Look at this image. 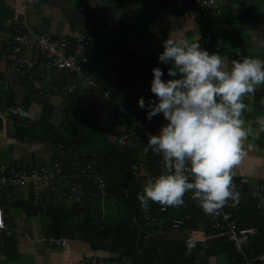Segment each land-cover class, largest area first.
Masks as SVG:
<instances>
[{
	"label": "crops",
	"instance_id": "obj_1",
	"mask_svg": "<svg viewBox=\"0 0 264 264\" xmlns=\"http://www.w3.org/2000/svg\"><path fill=\"white\" fill-rule=\"evenodd\" d=\"M23 12L28 23L42 34L63 36L69 40L83 36L89 40L90 53L100 58L120 53L130 64L126 71L136 66L139 58L155 67H170V62L164 64L157 59L163 50V41L168 38L196 42L209 52H218L224 57L226 65L243 56L264 59V0H225L209 11L173 10L168 0H34L30 6H25L23 0H0V95L4 101L0 103V164L41 165L59 158L67 176L75 170L66 158L56 154L52 146H46L45 141L38 138L35 142H29L32 139L29 134L41 138L48 135L49 131L44 126L26 124L25 131L20 132V136H25L22 140L17 139L19 132L12 129L14 116L19 120L26 117L34 124L41 119H56L59 122L70 103L65 93L56 94L53 91L54 81L40 78V64L28 77H20L14 71V58L8 47ZM206 35L214 36L213 40L210 39L209 43V40L203 41ZM145 73L137 71L134 77L139 80L140 74ZM59 82L63 83L64 80L60 78ZM76 84L77 96L72 103L87 105L102 125L109 126L113 109L97 93L88 89L83 81L77 80ZM243 99L247 105L242 113L243 126L250 131L243 141L247 155L232 169L233 179L245 176L253 183H260L264 182V128L254 121L264 115V85L257 86L254 93ZM7 101L14 103V111ZM25 101L29 104L24 116L21 112ZM155 117L150 121L157 122ZM144 118L148 120L146 115ZM154 166L156 164L151 163L150 169ZM149 177L146 168L139 183L141 189ZM63 181L68 184L70 178ZM76 181L80 193L88 199L91 183L80 179ZM20 191L21 197L13 193L5 194L4 190L0 192V199L6 198L8 202L0 207L11 231V235L0 231V264H82L83 259L90 256L101 259L105 264H121L118 258L106 251L92 250L83 240H69L64 248L48 247L36 241L45 236L47 219L42 215L26 217L22 210L11 204L17 199L27 200L28 190ZM246 197L250 208L238 213L236 219L242 227L257 229L253 248L262 250L264 212L261 210L264 207H257L259 199L250 192L246 193ZM196 207L186 216L192 215L187 219L188 222L193 220L192 225H187L182 233L174 232L168 226L170 222H167L164 228H154L151 237L175 243H186L191 239L202 249L199 252L202 263L204 260V264H233L231 246L221 235L204 230L202 222H199L202 215ZM197 217L199 223L194 225ZM163 221L159 223L163 224ZM187 256L193 260L190 255Z\"/></svg>",
	"mask_w": 264,
	"mask_h": 264
},
{
	"label": "clouds",
	"instance_id": "obj_2",
	"mask_svg": "<svg viewBox=\"0 0 264 264\" xmlns=\"http://www.w3.org/2000/svg\"><path fill=\"white\" fill-rule=\"evenodd\" d=\"M158 61L171 64L165 70L152 68L147 102L138 106L146 118L157 114L166 120L158 133H148L143 152L150 150L162 158L159 174L148 180L136 198L147 210L152 202L167 207L184 204L191 192L205 213H214L227 201L238 202L241 193L233 182L234 166L247 155L243 141L250 129L244 127L242 113L246 95L264 85V59L243 56L225 64L218 52H209L196 42L166 39ZM264 128V115L254 121ZM264 207V195L255 194ZM195 241H186L190 255Z\"/></svg>",
	"mask_w": 264,
	"mask_h": 264
},
{
	"label": "trees",
	"instance_id": "obj_3",
	"mask_svg": "<svg viewBox=\"0 0 264 264\" xmlns=\"http://www.w3.org/2000/svg\"><path fill=\"white\" fill-rule=\"evenodd\" d=\"M213 38L214 36L210 37L211 40ZM204 39L205 36L203 37V41ZM210 39L207 43L211 42ZM123 60L127 68L130 64L125 56H123ZM154 67V64L139 58L137 65L133 66L127 72L131 78L134 77L137 71L139 73L147 72L146 74L151 77V70ZM166 71L163 77L165 79L168 78ZM62 80H64L63 83L68 81L65 78H62ZM76 96L77 94L68 96L70 102L69 109L60 117L59 122H56V119L54 121L41 119L34 124L27 121L26 117L19 120L17 116H14L12 129L16 133L19 132L17 139L22 140L25 136H20V132L25 131L26 124L44 126L49 131L48 135H41V138L38 135L29 134V136L32 135V139H29V142H35L38 138L48 142L55 149L59 157L66 158V161L75 167L74 172L68 175L70 184L78 186L76 180L80 179L87 180L92 185L90 178H75L73 175L77 173L79 167L85 164H93L92 167L94 170L107 181L108 189L105 200L101 202L92 185L96 201L90 196L88 198L89 200L85 199L80 193V190L81 201L79 203L68 202L64 197L56 199L55 194L49 190L37 200L33 189L30 188L28 189L26 201L17 199L15 203L11 204L22 210L26 217L42 215L46 218L45 236L56 238L65 237L68 240H83L90 245L92 250L106 251L115 256V258H118V260L126 258L132 264H204V260L203 263L199 260V252L202 249L197 244H195L190 254L194 260L193 262L185 254V242L175 243L174 241H165L151 237L154 228H162V226L164 228L167 222H170L168 226L171 229L173 219L182 220L185 229L187 225L193 222L191 219L189 222L187 221L192 215L188 218L186 216L196 206H198V211L200 210V214L202 215L200 216L199 222H202L203 225V210L200 204L192 201L186 206H167L165 211L162 212L160 211L161 205L152 202L148 209L155 219L151 222L145 221L143 219L145 210L140 208V202L136 198L137 192L142 191L139 187L140 182H134L132 180L131 173L128 169L134 163H141L143 165L141 173L147 168V172L150 174V180L159 174L161 170V156L151 152V150L147 154L143 152L144 144L147 141L138 142L130 140L122 146L115 144L112 141V137L124 132L120 128H117V125L126 119L121 111L114 109L111 124L104 126L98 121L96 114L87 105L83 103H76L74 105L72 103ZM2 101L3 97L0 95V103ZM7 102L14 111V103L12 101ZM28 104V101L23 103V111L21 114L24 116L26 115ZM42 104H45V102H42ZM126 109L138 116L145 117L146 115V109L138 106L137 99L129 103ZM155 119L157 120L156 123H166V120L158 114ZM147 121L153 122L150 120ZM15 125L18 127L14 128ZM69 150L70 152H68ZM55 161L61 165L62 172L65 174L62 161L59 158ZM77 162H79L78 165H76ZM151 163H155L156 166L150 169ZM152 169L154 171H151ZM1 190L6 191L5 194L9 195L13 193L14 196L21 197L20 190L12 188H2ZM125 190L127 194H124ZM7 203L6 198L0 199V205ZM249 208L250 203L246 207L241 208L239 213ZM261 212L263 213L264 210H261ZM130 213L133 215V221L129 217ZM198 219V217L195 218L196 222L194 225H196ZM162 220H164L163 224H160L159 222H162ZM238 226L242 227L239 223ZM203 228L205 231L218 234L215 231L208 230L204 225ZM139 241L140 249L137 252V243ZM254 242L255 238L251 248L257 251L258 249L253 248ZM229 245L233 250L232 252H234L232 257L233 264H240L234 248L231 244ZM159 251L161 254H159ZM186 256L187 262L185 261Z\"/></svg>",
	"mask_w": 264,
	"mask_h": 264
},
{
	"label": "built area",
	"instance_id": "obj_4",
	"mask_svg": "<svg viewBox=\"0 0 264 264\" xmlns=\"http://www.w3.org/2000/svg\"><path fill=\"white\" fill-rule=\"evenodd\" d=\"M224 1L168 0V3L171 9L177 11L184 9L209 11ZM33 2L34 0H23L25 6H30ZM24 13L11 35L8 47L14 58L13 69L18 76L28 77L36 69V65L40 64V78L49 82L54 81L53 91L56 94L65 93L67 96L77 93V80L83 81L85 86L97 93L109 107L113 110H120L125 116L126 119L117 125V128L124 132L112 137V141L117 145L122 146L130 140L147 141L148 133H158L163 124L149 122L143 116H138L126 109L129 103L136 99L138 101L141 96L145 98L146 102L149 97H154V94L150 92L152 76L150 77L145 73L140 74L141 79L139 80L135 77L131 78L126 71V64L120 53H113L100 58L90 53L89 40L83 36L69 40L63 36L51 37L42 34L28 23ZM209 39L210 36L206 35L205 40L208 41ZM60 78H65L68 81L61 83L59 82ZM78 164L79 162L76 163V165ZM92 165L85 164L79 167L73 177L90 178L101 202H103L107 196V181L94 170ZM142 167L141 163H134L129 167L128 170L134 182L141 181ZM68 177L63 174L61 165L56 161L42 165L0 164V189L28 190L31 188L37 200L49 190L55 194L56 199L64 197L68 202L79 203L81 201L79 187L75 184H65L63 179ZM233 182L237 186V191L241 193L239 201L229 200L211 214L203 211V225L208 230L217 232L227 243L232 245L240 264H264V250L255 251L251 248L257 235V229L255 227H239L236 219L240 209L249 204L246 193L250 192L257 199L258 197L255 195L257 192L264 195V182L253 183L245 176L238 177ZM124 194H127L126 190ZM183 199L184 204L182 206H186L192 201L198 202L192 197L191 192H187ZM165 209L166 207L161 205L160 211L163 212ZM143 219L151 222L155 218L147 209ZM171 229L174 232L182 233L184 231L183 221L173 219ZM0 231L11 235L1 207ZM36 241L54 248H64L69 242L65 237L56 238L52 236H42ZM159 254H161L160 251ZM120 263L132 264L126 258H121ZM82 264L105 263L97 257L90 256L85 260L83 259Z\"/></svg>",
	"mask_w": 264,
	"mask_h": 264
},
{
	"label": "rangeland",
	"instance_id": "obj_5",
	"mask_svg": "<svg viewBox=\"0 0 264 264\" xmlns=\"http://www.w3.org/2000/svg\"><path fill=\"white\" fill-rule=\"evenodd\" d=\"M45 144H46V146L51 147V145L48 144V142H46ZM68 160H69V159H68ZM68 164L70 165L69 162H68ZM0 192H1V191H0ZM89 194H90L89 196L92 197V198L94 199V201H96V197L94 196V192H93L92 189L89 190ZM14 212L17 213V209H16V208H14Z\"/></svg>",
	"mask_w": 264,
	"mask_h": 264
},
{
	"label": "water",
	"instance_id": "obj_6",
	"mask_svg": "<svg viewBox=\"0 0 264 264\" xmlns=\"http://www.w3.org/2000/svg\"><path fill=\"white\" fill-rule=\"evenodd\" d=\"M76 145H77V143H76ZM77 147H78V145H77ZM129 217L133 221V215L131 213L129 214ZM140 236H141V233H140ZM139 249H140V241L137 243V252Z\"/></svg>",
	"mask_w": 264,
	"mask_h": 264
},
{
	"label": "bare ground",
	"instance_id": "obj_7",
	"mask_svg": "<svg viewBox=\"0 0 264 264\" xmlns=\"http://www.w3.org/2000/svg\"><path fill=\"white\" fill-rule=\"evenodd\" d=\"M27 210V209H26Z\"/></svg>",
	"mask_w": 264,
	"mask_h": 264
}]
</instances>
